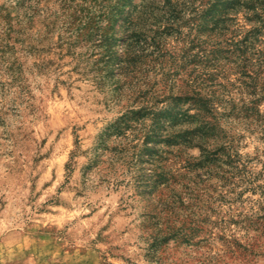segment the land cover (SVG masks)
<instances>
[{"label": "rangeland", "instance_id": "374dc122", "mask_svg": "<svg viewBox=\"0 0 264 264\" xmlns=\"http://www.w3.org/2000/svg\"><path fill=\"white\" fill-rule=\"evenodd\" d=\"M140 1L122 8L119 0H75L105 30L103 37L91 30L89 40L77 39L75 28H59L57 0L35 3L39 15L28 29L33 39L24 43L29 49L17 45L11 55L26 70L30 99L15 104L13 93L0 95V264H264V224L258 233L234 223L260 208L259 191H243L223 155L208 178L207 166L196 167L199 148L167 147L162 128L151 135V112L173 107L176 113L172 98L190 90L200 68L199 30L189 15L170 31L171 14L137 8ZM17 2L29 4L0 0V21L16 17ZM120 11L134 13L146 36L132 45L126 74L115 57L125 47L122 34L114 40L120 21L109 22ZM47 13L54 17L45 20ZM200 33L212 44L208 28ZM38 60L46 64L43 73L32 69ZM225 70V79L236 84L225 92L237 98V69L228 64ZM221 126L234 138L241 163L249 161L255 184L264 186V140L255 124L246 130L239 120L224 118ZM155 168L163 174L158 179L150 177ZM176 197L185 206L177 204L174 217L165 206ZM186 210L199 221L188 242L177 235ZM254 241L259 247L252 255L234 243Z\"/></svg>", "mask_w": 264, "mask_h": 264}, {"label": "trees", "instance_id": "16d2710c", "mask_svg": "<svg viewBox=\"0 0 264 264\" xmlns=\"http://www.w3.org/2000/svg\"><path fill=\"white\" fill-rule=\"evenodd\" d=\"M57 1L63 17V22L59 27L61 30H67V27L75 28L77 29L76 38L83 40H89L93 36L90 34L91 30L92 33H103L102 37L105 36V30L97 27L98 24L94 22L96 18L94 12H87L83 6L76 5L75 0ZM37 2L38 0H28L29 4L24 6L23 3V7H20L21 4L17 2L20 12L16 17L7 22L6 17L2 16L0 21V46L2 47L0 51V95L13 93L15 99L11 101L15 104L28 101L31 92L27 84L26 70H24L19 57L11 55L16 53L17 45L22 49H29L24 43L27 39H33L32 36H29L28 29L39 15L37 5H35V3L38 4ZM91 2L96 5L98 0H91ZM132 2L133 0H119V7L124 8ZM136 7L143 9L161 7L167 10L166 12L171 14L169 21L166 22L167 29L170 31H177L178 27L187 22H185V17L190 15L192 20L198 22L199 30L196 44L199 49L200 68L192 82L187 85L190 90L172 98L174 107L177 109L176 113L173 114V107L155 109L151 112L155 116L152 130H150L151 135H157V129L162 128L160 137L163 138L160 139L167 147L171 149L177 147L180 152L195 147L199 148L200 156L196 167L207 166L208 178L212 168L216 167L217 158L219 155H223L227 160V166H231L232 176H234V171H238L240 183L245 186L243 191L247 189L252 192L259 191L263 197V202H259L260 210L252 212L245 220L232 221L246 223L247 227H254L258 231L259 225L264 224V186L255 184L257 178L253 179L250 172L247 171L246 166L249 161L241 163L240 154L233 148L234 138H228L225 135L221 121L224 118L228 120L235 118L241 122V125L243 124L246 130L255 124L256 130L261 133L260 139L264 140V107L263 111L261 110V106L264 104V50L260 48L261 45H264V0H141ZM174 14L180 17H175ZM240 15L243 16L244 23L249 25V28L239 25ZM172 16L174 17L172 18ZM53 17L52 14L47 13L45 20H51ZM98 17L100 20L105 18L104 15ZM138 20L134 13L125 17L121 11L115 13L114 20L109 19V22L115 24L120 21V27L114 40L117 41L121 34L124 38V50L119 56H115L120 74L127 73L128 64L130 60H133L131 57L134 56L132 49L134 42H140L146 38L142 28L138 25ZM64 27L65 29H63ZM203 28H208L214 36L212 44H209V41L201 35L200 32ZM228 64L237 69L238 79L236 82L239 83L236 88L237 98L225 92L227 85L236 86L235 83H231L223 76ZM32 69L43 73L46 64L44 61L38 60V62H34ZM2 76L5 77V81L1 80ZM215 79H225L226 82L224 84V82L215 81ZM219 94L223 97L220 98ZM227 123L233 124L232 122ZM220 136L222 142L221 145H218L216 141ZM149 150L153 155L159 153L155 146ZM151 159L154 160L155 156ZM239 165L241 169H238ZM160 176L163 174H159L158 168L151 171V178L158 179ZM164 180L166 181L167 178L165 177ZM234 191L233 189L232 192ZM243 191L234 192V194L239 196L243 194ZM177 198H172L170 205L165 206V210L174 217H176L174 214H176L177 204L185 206V202L179 201ZM192 211H189L188 215L181 216L182 226L179 227L180 231L177 234L187 242V238L199 231L197 226L199 221L194 218ZM188 220L189 222L185 224ZM185 228L189 234L186 233ZM175 235L165 236L164 240L175 237ZM234 243L237 248H244L246 252H250V255L254 253L255 247H259L255 241L248 245Z\"/></svg>", "mask_w": 264, "mask_h": 264}]
</instances>
